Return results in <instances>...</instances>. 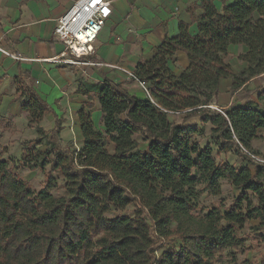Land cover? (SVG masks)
<instances>
[{"label":"trees","instance_id":"trees-1","mask_svg":"<svg viewBox=\"0 0 264 264\" xmlns=\"http://www.w3.org/2000/svg\"><path fill=\"white\" fill-rule=\"evenodd\" d=\"M200 5L196 34L179 24L178 34L127 80L83 88L76 149L62 144L60 119L27 87L21 111L39 135L21 143L15 162L0 155V264H221L226 256L230 264H251L236 256L251 250L240 235L247 223L264 244V163L217 162L213 148L241 155L264 128V109L252 102L255 93L264 96V0ZM233 44L246 46L238 55L246 67L238 72L226 61ZM177 51L188 60L178 76L167 66ZM224 78H231L235 98L217 110L210 105ZM132 83L141 94L127 88ZM93 99L99 127L86 111ZM45 112L54 118L48 131L39 126ZM205 126L209 142L200 146L194 138ZM18 165L47 167L40 190L19 177L12 168ZM218 179L237 196L227 209L212 205L198 213V186L219 195ZM59 186L64 193L54 195ZM127 206L132 215L116 212Z\"/></svg>","mask_w":264,"mask_h":264},{"label":"crops","instance_id":"crops-1","mask_svg":"<svg viewBox=\"0 0 264 264\" xmlns=\"http://www.w3.org/2000/svg\"><path fill=\"white\" fill-rule=\"evenodd\" d=\"M74 1L0 0L2 48L29 58L18 61L0 52L2 158H18L21 143L38 135L36 128L28 125L27 115L21 111L22 104L27 102V87L36 91L60 119L61 137L67 136L65 127L71 120L76 136L81 140L78 111L87 101L82 93L83 88L104 81L127 80L128 73H132L139 62L153 58L163 40L178 34L179 24H186L189 32L196 34L197 26L193 19L203 12L200 5L203 0H115L112 2L111 15L94 42L93 54L80 59V63H72L67 61L71 56L64 53V44L54 34V28L57 19ZM211 1L217 9L232 2ZM244 52L246 46L243 44L229 46L226 61L234 72L246 67V62L238 59V55ZM187 64V56L183 51L175 52L167 62V66L177 76ZM261 75L252 78L247 84H253ZM230 87L231 78L219 81L218 92L212 98L213 108H226L232 103L235 92ZM127 88L141 94L135 83ZM255 94L259 96V92ZM253 96V104L259 108L264 107V96L262 100ZM86 111L90 113L93 122L96 117L101 124V111L96 99L93 107L86 108ZM46 118L54 126L50 112L44 113L39 126L43 128L42 122ZM262 132L264 128L260 129L259 138ZM259 138L251 141V148Z\"/></svg>","mask_w":264,"mask_h":264},{"label":"rangeland","instance_id":"rangeland-1","mask_svg":"<svg viewBox=\"0 0 264 264\" xmlns=\"http://www.w3.org/2000/svg\"><path fill=\"white\" fill-rule=\"evenodd\" d=\"M254 98L256 97L258 100H262V96H258L254 94ZM95 101V99H93ZM262 103L261 101H259ZM264 106V102L262 103ZM264 109V107H262ZM94 124L95 126L99 127L100 120H98L96 117L94 118ZM65 125V124H64ZM66 126V132L67 133L66 137L62 136L61 137V132H60V138L62 139V144L69 146L71 149H76L79 144H80V139L79 137L76 136L75 129L73 128V122L70 120ZM53 126L52 121L49 118L44 119L42 122V129L44 131H48L50 127ZM208 129L209 126H205L203 129V133L200 136H197L194 138L195 141H197L200 146H203L206 144V142H209L208 140ZM206 130V133H205ZM64 133V135H65ZM262 136L254 143V146L251 148V150L244 149L245 152L251 153L256 157H259L260 159H264V132H262ZM39 135V134H38ZM37 135V136H38ZM47 141H48V135L45 136L42 139V142L40 145H38V148L41 150H44L47 147ZM211 145V144H210ZM243 151L241 148V155L240 154H235L233 151H230L228 153H218L216 151V148H213V157L215 161H228L231 165L234 166H240L243 164V157H247V154ZM10 161H14L17 159L15 157H8L7 158ZM13 170L16 171L19 175V177L25 181L28 182L29 186L34 190L38 191L42 187L45 174H46V169L41 170V171H33L29 170L26 167H22L20 165L17 166H12ZM55 176H57V173H55ZM58 182L61 185L60 178H57ZM217 185L220 187V193L219 195H214L209 189H207L203 184H200L199 190L201 191L200 193V205L199 209L197 210L198 213H203L205 212L208 207L212 205H219L222 209H227L231 202L235 199V197L238 194V190L233 188L227 180L225 179H218L216 181ZM51 192L54 195H61L64 193L63 189L61 186H59L57 189L51 190ZM132 206H127L122 210L116 211L117 213H125L128 215H132ZM115 212V211H113ZM251 225L247 223L244 228L241 230L240 235L244 237L245 240V245L247 247H251V250H248L245 253L242 254H237V262H241L244 259H248L251 264H264V260L262 259V253L264 252V244L258 243V239L256 240L254 238V235L256 232L253 231L251 228ZM175 244H178L179 242L176 240H173ZM226 254V253H224ZM221 264H230L229 258L226 256L222 259Z\"/></svg>","mask_w":264,"mask_h":264},{"label":"built area","instance_id":"built-area-1","mask_svg":"<svg viewBox=\"0 0 264 264\" xmlns=\"http://www.w3.org/2000/svg\"><path fill=\"white\" fill-rule=\"evenodd\" d=\"M113 1L115 0H76L57 19L54 34L63 42L64 53L71 56L67 61L80 63V59L93 54L94 42L106 20L111 15ZM0 52L14 60H29V58L24 57L19 52H11L3 49L1 43ZM87 64H90V62H87ZM128 75L132 76L131 73H128ZM140 85L143 87V83H140ZM210 107L213 108L211 105ZM241 148L244 151L245 148ZM245 153L254 162L264 163L263 158L260 159L250 152Z\"/></svg>","mask_w":264,"mask_h":264}]
</instances>
